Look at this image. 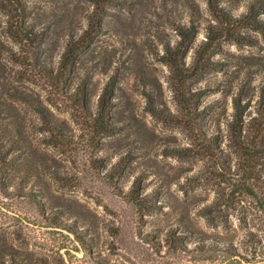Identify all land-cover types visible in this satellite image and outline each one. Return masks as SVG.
I'll list each match as a JSON object with an SVG mask.
<instances>
[{
	"label": "rangeland",
	"instance_id": "rangeland-1",
	"mask_svg": "<svg viewBox=\"0 0 264 264\" xmlns=\"http://www.w3.org/2000/svg\"><path fill=\"white\" fill-rule=\"evenodd\" d=\"M224 1L241 16L256 0ZM26 3L42 37L34 61L55 72L70 39L96 23L66 89L84 88L92 114L110 91L112 132L93 134L25 65L0 4V256L11 248L26 264H264V159L249 179L232 132L241 118L250 138L263 110L264 34L244 30L248 42L213 57L214 69L193 86L203 96L190 127L163 57L195 23L185 58L193 62L213 20L207 0ZM38 108L63 128L62 143ZM136 191L146 210L132 202ZM198 239L228 243L236 257L201 254Z\"/></svg>",
	"mask_w": 264,
	"mask_h": 264
},
{
	"label": "trees",
	"instance_id": "trees-1",
	"mask_svg": "<svg viewBox=\"0 0 264 264\" xmlns=\"http://www.w3.org/2000/svg\"><path fill=\"white\" fill-rule=\"evenodd\" d=\"M208 8L213 20L208 22L205 40L195 49L193 62L186 64L185 58L193 49L194 43L199 33L198 27L192 23L191 27H181L178 30L180 40L176 47H167L163 61L169 66L171 71V81L175 88L179 104L184 107L185 115L193 127L197 121L198 100L203 96V91H195L193 86L196 82L210 73L217 64L213 57L217 55L227 43L244 44L249 39L243 35L244 30H253L264 34V21L260 19L261 8L264 0H256L250 3L248 11L241 16L235 15L232 8L224 0H207ZM5 15L8 17L9 37L25 48L23 59L28 67L37 72V77L45 81L48 86L56 91L65 103L69 105V110L74 117L87 120L93 134L105 137L112 132V125L109 122L112 109L111 92L106 91L99 101L96 114H92L87 108L85 89H79V93H73L66 89V85L73 75V62L83 49L87 48L93 34L97 29L95 24H91V29L84 32L79 39H70L68 51L64 56L62 68L55 72L53 69L42 66L37 60L34 61L38 46L42 41L36 25L30 22L31 11L26 0H0ZM94 22V21H93ZM32 61V64H30ZM112 91V90H111ZM109 92V93H108ZM264 103V99H263ZM43 114L46 130L53 134L56 141L63 142L64 130L57 124L42 108H38ZM243 120L237 118L232 126L236 153L241 155L246 167V174L249 179L254 177V172L264 159V106L261 114L254 118L252 122V136H242ZM210 142H207L205 150L211 158L214 157L210 149ZM245 190H250L246 183L238 185ZM131 200L141 209L150 207L149 203L136 191ZM55 223V220H53ZM57 223V222H56ZM60 226L59 224H56ZM62 227V226H60ZM71 229V228H70ZM72 233L78 237L86 246V241L78 232L71 229ZM189 234H185V239H189ZM183 242V241H182ZM195 250L201 254L228 255L236 257L228 243H218L206 239H198L195 242ZM191 253L190 249L185 248ZM13 249L3 250V257H7L13 264H24L28 259L16 256ZM0 256V264H6L4 258ZM26 264V263H25Z\"/></svg>",
	"mask_w": 264,
	"mask_h": 264
}]
</instances>
